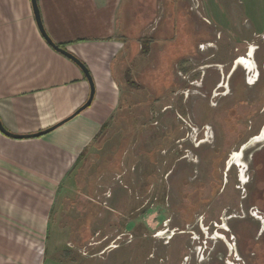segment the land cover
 <instances>
[{"label":"rangeland","instance_id":"obj_1","mask_svg":"<svg viewBox=\"0 0 264 264\" xmlns=\"http://www.w3.org/2000/svg\"><path fill=\"white\" fill-rule=\"evenodd\" d=\"M124 1L119 106L56 192L47 264H264V0L226 2L233 32L200 0Z\"/></svg>","mask_w":264,"mask_h":264},{"label":"crops","instance_id":"obj_2","mask_svg":"<svg viewBox=\"0 0 264 264\" xmlns=\"http://www.w3.org/2000/svg\"><path fill=\"white\" fill-rule=\"evenodd\" d=\"M200 1L208 21L235 30L228 0ZM236 1L244 14V3L251 0ZM36 4L48 37L87 67L94 94L77 112L90 93L82 69L45 40L31 0H0V123L17 134L53 127L27 137L0 130V264H47L56 192L119 106L115 64L136 16L133 3L124 0H36ZM56 247L53 257L68 264L57 258Z\"/></svg>","mask_w":264,"mask_h":264},{"label":"water","instance_id":"obj_3","mask_svg":"<svg viewBox=\"0 0 264 264\" xmlns=\"http://www.w3.org/2000/svg\"><path fill=\"white\" fill-rule=\"evenodd\" d=\"M32 2V7H33V12H34V16H35V20L37 22V25H38V28L41 32V34L43 35V37L45 38V40L57 51L61 52L62 54L66 55L67 57H69L71 60H73L81 69L82 71L84 72L86 78L88 79L89 81V84H90V93H89V96L86 100V102L77 110L80 111L81 109H83L84 107H86L92 100L93 98V94H94V86H93V82H92V79H91V76L89 74V71L87 70V67L85 66V64L83 62H81V60H79L75 55H73L72 53H70L69 51H67L65 48L59 46L58 44L54 43L49 37L48 35L46 34L44 28H43V25H42V22H41V19H40V16H39V11H38V8H37V4H36V0H31ZM64 120H62L61 122H63ZM59 122V123H61ZM53 127H50V128H47V129H44V130H41V131H38V132H35V133H29V134H17V133H12V132H9L7 131L0 123V130L7 134V135H10V136H13V137H27V136H39L45 132H47L48 130L52 129Z\"/></svg>","mask_w":264,"mask_h":264},{"label":"bare ground","instance_id":"obj_4","mask_svg":"<svg viewBox=\"0 0 264 264\" xmlns=\"http://www.w3.org/2000/svg\"><path fill=\"white\" fill-rule=\"evenodd\" d=\"M252 51H253V47H250L249 52H248V56H239L236 59L237 63L243 64L250 71L254 70V62L251 59ZM250 79H251V77H250ZM263 139H264V125H263L259 134L254 135L250 138V141L248 142V144H252L254 142H257L258 140H263ZM248 144H244V146L242 148H245V146H247ZM240 156H241V151H233L230 155L229 160L227 161L228 168H230L232 165H235V164L240 165V163H241L240 162ZM241 180H242V178H241ZM161 233H162V231L160 230L159 233H157L156 235L158 236Z\"/></svg>","mask_w":264,"mask_h":264},{"label":"trees","instance_id":"obj_5","mask_svg":"<svg viewBox=\"0 0 264 264\" xmlns=\"http://www.w3.org/2000/svg\"><path fill=\"white\" fill-rule=\"evenodd\" d=\"M149 1L153 2L154 0H149ZM155 1H157V0H155ZM166 1H168L169 5H172V4H174V1H175V0H166ZM143 40L146 42V41L149 40V39L144 38ZM59 46H60V45H59ZM144 46L146 47L144 51H146V50H147V45L144 44ZM106 123H107V122H106ZM106 123H104V124L102 125L100 131H99V132L96 134V136L93 138V141L96 140V139H98V138L100 137V134L102 133L103 129H104L105 126H106ZM86 148H87V147H85V148L83 149V151L81 152V154L78 156V158H77V160H76V163H77L78 160L81 158V156L83 155V153L86 151ZM76 163H75V164H76Z\"/></svg>","mask_w":264,"mask_h":264},{"label":"flooded vegetation","instance_id":"obj_6","mask_svg":"<svg viewBox=\"0 0 264 264\" xmlns=\"http://www.w3.org/2000/svg\"><path fill=\"white\" fill-rule=\"evenodd\" d=\"M250 49V48H249ZM248 52H249V50H248ZM245 56H248V53H247V55H245ZM253 71V70H252ZM263 127V126H262ZM241 181V180H240Z\"/></svg>","mask_w":264,"mask_h":264}]
</instances>
